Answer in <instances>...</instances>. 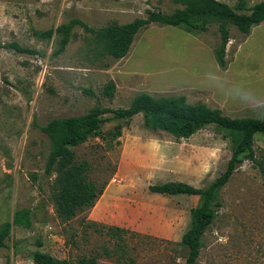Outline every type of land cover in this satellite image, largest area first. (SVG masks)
<instances>
[{"label": "rangeland", "instance_id": "1", "mask_svg": "<svg viewBox=\"0 0 264 264\" xmlns=\"http://www.w3.org/2000/svg\"><path fill=\"white\" fill-rule=\"evenodd\" d=\"M246 1L253 6L264 0ZM182 8L173 0H0V44L16 42L39 52L0 48V229L23 208L31 210L33 220L29 229L13 226L0 264H42L43 255L61 260L98 256V264H186L179 243L200 198L154 194L149 188L173 181L208 187L225 172L233 153L224 132L209 126L190 139H176L145 128L139 114L122 122L119 145L90 139L75 149L76 158L91 161L97 168L93 179L109 184L93 209L63 223L52 201L56 175L45 172L50 141L42 130L53 119L83 116L96 106L128 108L140 92L183 95L191 104L220 108L231 118L264 120V23L247 38L232 28L226 71L214 57L216 25L196 34L150 25L137 34L127 58L107 54L100 30L147 18L149 11L172 14ZM72 19L84 25L74 27L61 52L63 33L57 29ZM50 30L54 33L48 37ZM112 81L117 90L108 98L104 89ZM254 148L264 164L263 134H256ZM221 195L223 207L206 231L196 264H264L259 167L245 161ZM83 217L130 230L124 262L105 255L113 246L109 236L85 229Z\"/></svg>", "mask_w": 264, "mask_h": 264}, {"label": "trees", "instance_id": "2", "mask_svg": "<svg viewBox=\"0 0 264 264\" xmlns=\"http://www.w3.org/2000/svg\"><path fill=\"white\" fill-rule=\"evenodd\" d=\"M183 6L172 14L161 11H149L147 18H138L125 25H113L98 32L107 43V54L115 60L128 56L139 31L153 23L182 27L188 33H205L217 26L219 44L215 52L216 61L223 69L227 66V47L231 39V28L235 27L246 38L254 26L264 23V1L250 6L246 0H238L231 6L219 0H173ZM84 25L77 19L60 26L63 33L59 51L65 50L71 40L72 30L76 25ZM54 31L46 35L51 37ZM0 48L16 53L38 55L39 52L25 48L16 42L0 44ZM117 90L114 81L104 89L108 98H113ZM142 114L145 128L153 132H165L176 139H190L199 131L209 126L216 127L231 139L232 156L227 168L213 183L206 188H197L188 183L173 181L150 186L154 194L175 196L184 194L198 196L199 205L191 209V224L183 235L179 245L186 251V264H196L204 246L206 231L211 227L223 207L222 190L230 182L236 171L250 161L261 170L264 176V164L256 158L254 148L256 134L264 135V120L243 117L231 118L220 108H212L204 103L191 104L186 96L155 97L146 92L134 96L128 108H105L96 106L83 116L56 118L42 128L50 141V154L46 165L48 176L56 175L52 184V201L58 218L71 222L93 209L104 194L109 182L102 183L93 179L97 168L89 160L79 161L75 149L90 139H102L108 145L120 144L123 124ZM117 123L106 130L105 126ZM121 122V123H119ZM115 168L111 172L113 176ZM85 229L94 227L97 232L109 236L112 247L106 248L107 257H116L117 263L124 262L128 248L130 230L118 226H107L82 218ZM32 212L23 208L17 210L11 222H6L0 229V250L6 247L13 226L31 228ZM104 230V231H103ZM42 264H98V256L80 257L76 260L57 259L50 255L42 256Z\"/></svg>", "mask_w": 264, "mask_h": 264}, {"label": "crops", "instance_id": "3", "mask_svg": "<svg viewBox=\"0 0 264 264\" xmlns=\"http://www.w3.org/2000/svg\"><path fill=\"white\" fill-rule=\"evenodd\" d=\"M151 25H160V26H164V25H161V24H158V23H153V24H151ZM260 25H262V24H260ZM260 25H257V26H260ZM150 26V25H149ZM149 26H147V27H149ZM257 26H254L253 28H252V30L255 28V27H257ZM147 27H144V28H147ZM144 28H142L141 30H143ZM232 28H235V27H232ZM232 28H231V30H232ZM140 30V31H141ZM139 31V32H140ZM187 32V31H186ZM252 33V32H251ZM139 34V33H138ZM189 34H192V33H189ZM251 35V34H250ZM136 39V38H135ZM134 42H135V40H134ZM245 43V42H244ZM243 43V44H244ZM134 44V43H133ZM133 44H132V47H131V49H130V52H129V54H128V56L130 55V53H131V50H132V48H133ZM242 44V45H243ZM242 45L240 46V48H239V51H240V49H241V47H242ZM218 47V46H217ZM217 47L213 50L214 51V57H215V52H216V49H217ZM238 55V54H237ZM127 56V57H128ZM127 57H125V58H127ZM125 58H123V60L125 59ZM215 60H216V57H215ZM217 62V61H216ZM218 64V63H217ZM218 66H219V64H218ZM219 68L222 70V71H226L227 70V68H228V60H227V66H226V68L225 69H223V68H221L220 66H219ZM185 140V139H184Z\"/></svg>", "mask_w": 264, "mask_h": 264}]
</instances>
